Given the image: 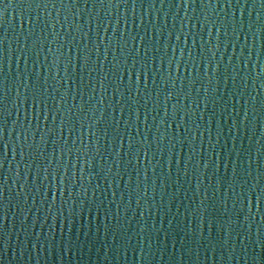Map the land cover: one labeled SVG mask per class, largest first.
<instances>
[{"label": "water", "instance_id": "1", "mask_svg": "<svg viewBox=\"0 0 264 264\" xmlns=\"http://www.w3.org/2000/svg\"><path fill=\"white\" fill-rule=\"evenodd\" d=\"M0 264H264V0H0Z\"/></svg>", "mask_w": 264, "mask_h": 264}]
</instances>
